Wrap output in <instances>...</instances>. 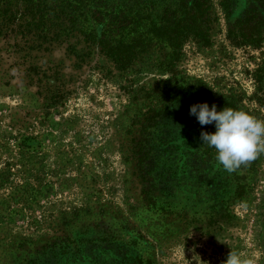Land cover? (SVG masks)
<instances>
[{
  "label": "rangeland",
  "instance_id": "1",
  "mask_svg": "<svg viewBox=\"0 0 264 264\" xmlns=\"http://www.w3.org/2000/svg\"><path fill=\"white\" fill-rule=\"evenodd\" d=\"M198 1L176 52L153 30L132 68L36 80L0 51V264H264V154L227 172L190 115L264 120V0Z\"/></svg>",
  "mask_w": 264,
  "mask_h": 264
},
{
  "label": "trees",
  "instance_id": "2",
  "mask_svg": "<svg viewBox=\"0 0 264 264\" xmlns=\"http://www.w3.org/2000/svg\"><path fill=\"white\" fill-rule=\"evenodd\" d=\"M200 4L198 0H0V40L6 44L0 51L36 80L63 75L64 59L54 56L61 48L77 67L98 53L103 66L132 68L135 59L148 53L153 30L158 35L170 33L175 53L188 31L199 28ZM46 71L52 72L46 75ZM5 176L0 174V187ZM37 188L26 184L27 194L15 196L31 201ZM0 214L7 217L10 212L0 209Z\"/></svg>",
  "mask_w": 264,
  "mask_h": 264
},
{
  "label": "clouds",
  "instance_id": "3",
  "mask_svg": "<svg viewBox=\"0 0 264 264\" xmlns=\"http://www.w3.org/2000/svg\"><path fill=\"white\" fill-rule=\"evenodd\" d=\"M168 78L162 75L152 80ZM190 115L196 116L202 126L215 124L216 130L201 132L200 140L215 150L216 160L227 172H235L264 154V120L231 107L217 111L215 104L209 108L207 103L192 105ZM223 264H250V261L230 251Z\"/></svg>",
  "mask_w": 264,
  "mask_h": 264
},
{
  "label": "flooded vegetation",
  "instance_id": "4",
  "mask_svg": "<svg viewBox=\"0 0 264 264\" xmlns=\"http://www.w3.org/2000/svg\"><path fill=\"white\" fill-rule=\"evenodd\" d=\"M62 50H63V56H64V58H62V59H64V62H65V60H68V61H70L71 62V64L73 65V59H72V57H71V59H67V58H65V55H64V49L63 48H61ZM102 60V58H101V56L99 55L98 56V53H95L94 54V56H93V59L90 61V62H88L87 63V65H85V64H83L82 66H90L91 65V63H93L94 62V64L96 63H98V60ZM74 66V65H73Z\"/></svg>",
  "mask_w": 264,
  "mask_h": 264
}]
</instances>
